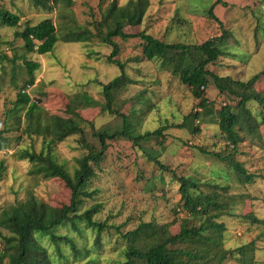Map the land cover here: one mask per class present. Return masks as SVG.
Returning <instances> with one entry per match:
<instances>
[{
  "label": "rangeland",
  "instance_id": "1",
  "mask_svg": "<svg viewBox=\"0 0 264 264\" xmlns=\"http://www.w3.org/2000/svg\"><path fill=\"white\" fill-rule=\"evenodd\" d=\"M111 1L73 0L69 9L61 4L53 12L36 8L29 0H0V7L19 13L22 23L30 20L36 24L45 18H51L60 27L65 22V17L75 16L79 24L93 29L92 22L100 20L101 8L104 10ZM127 1L119 0V3L125 4ZM150 1L143 23L127 27L125 32L139 33L146 30L165 42L190 44H200L221 34L219 24L207 17V10L214 0ZM225 1L228 5H217L215 13L225 27L232 31L233 38L228 39L227 56L211 68L219 74H231L241 80H248L252 75L264 71V0ZM16 30L17 28L3 27L0 31L7 40L15 44L18 55H21L23 41L15 39ZM115 41L121 48L120 54L115 58L128 63L127 71L138 83L119 92L113 108L130 114L133 105H139L133 97L145 90L143 94L150 106L146 108L140 123L135 120L139 132L181 123L184 116L195 110L198 100L193 97L187 85L181 83L167 68L161 67V61H130L137 57L143 58L140 38L123 40L116 37ZM0 49L14 55L9 45L0 42ZM112 49V46L95 39L89 43L60 41L51 53H30L27 56L40 62L41 67L36 71L35 84L26 87V92L32 98L42 97L49 113L61 116L67 115L66 96L82 89L104 104L106 100L100 84L110 82L120 73L119 67L107 60ZM12 69V66H7V73L0 77V129L5 128L6 110L15 105L20 91L12 83ZM16 72L18 84L22 86L27 73L21 60H18ZM256 89L264 92V76L256 83ZM208 94L215 100L217 108L229 100L219 94L213 83ZM231 103L234 105L235 101ZM250 106L261 120L264 107L254 102ZM81 113L94 123L95 128L112 125L116 128L123 121L116 113L103 112L102 106L85 107L81 109ZM209 120V117L201 122L196 120L195 124L200 126L198 134L187 128L171 126L164 131L165 138H152L141 145L124 137L109 140L107 155L97 169V177L91 182V189L97 190V194L94 198L85 200L82 210L99 203L102 208L95 219L107 221L109 225H122L124 231L135 228L139 222L153 220L160 224L170 223L171 232L178 233L181 219L186 213L178 210L181 209L180 183L172 172L178 176L197 178L201 182V188L207 191L213 189L208 185L210 182H222L229 187L226 192L219 191L234 198L230 209L232 213L224 214L219 219L226 225L224 246L233 249L256 240L254 264H264V223H253L249 217L254 215L264 220V178L260 177L264 175V123L260 125L258 136L247 135L239 144L238 160L243 162L249 172L259 176L253 183H242L225 162L202 151L227 149L228 141L219 125ZM6 135L11 138V143L8 149L0 151V163L4 161L6 166L0 183V207L25 199L30 190L52 205L70 203L71 190L62 180L32 175L33 165L28 160L17 157L22 147H35L39 151L42 138L19 137L21 133L17 130L9 131ZM77 139L78 137L72 136L55 146L58 160L66 162L70 171L77 165V159L87 152ZM87 142H97L90 129ZM147 151L155 152L169 171L151 161ZM81 226L82 234L76 233L70 225L59 228L58 232L73 236L80 247H89L88 257L74 258L70 256L72 251L62 245L68 259L60 264H86L90 260L89 256L97 258L92 264H118L122 246V243H118L120 235L115 230L105 231L102 234L103 246L99 247L95 244V232ZM0 231L9 234L1 227ZM43 243L56 263L58 259L52 252L55 245L49 247V240H43ZM4 264H8V259ZM224 264L243 263L236 258H229Z\"/></svg>",
  "mask_w": 264,
  "mask_h": 264
},
{
  "label": "trees",
  "instance_id": "2",
  "mask_svg": "<svg viewBox=\"0 0 264 264\" xmlns=\"http://www.w3.org/2000/svg\"><path fill=\"white\" fill-rule=\"evenodd\" d=\"M29 2L36 8L53 12L61 4L69 9L73 0ZM150 4V0H128L125 4L112 0L104 10L101 8V18L92 22L93 29L79 24L75 16L67 19L65 17V22L60 27L51 18H45L36 24L30 20L22 23L19 13L0 7V30L3 27L17 28L14 32L15 39L23 41V52L18 55V48L0 31V42L9 45L14 51L11 56L0 49V77L7 73V66H12V83L20 89L15 105L6 110L5 128L0 129V151L10 147L11 138L6 133L12 130L20 131L19 137L42 138L39 151L35 147H22L17 157L28 160L33 165L32 175L43 179H60L71 190L70 203L62 206L44 202L30 190L25 199L0 207V227L9 233L3 234L0 231V264H4L6 259L8 264H60L68 259V255L61 248L62 245L72 251L70 256L74 258L88 257L89 247H80L73 236L58 232L59 228L67 225L79 234L83 233L81 225L95 232V244L99 247L103 246L102 234L115 230L120 235L118 243H122L118 264H224L229 258H236L243 264L255 263L256 240L233 249H228L223 244L226 225L219 219L224 214L232 213L230 209L234 198L224 193L229 185L222 182H210L208 185L213 189L207 191L201 188V182L197 178L178 176L172 172L173 177L180 183L181 209L178 210L186 213L181 219L178 233L171 232L170 223L160 224L153 220L139 222L135 228L124 231L122 225H109L107 221L95 219V215L102 208L99 203L82 210L85 200L94 198L97 194V190L91 189V182L97 177V169L107 155L109 140L124 137L136 145H141L152 138H165L164 131L171 126L187 128L198 134L200 126L195 122H201L206 117L219 125L228 143L224 151H202L225 162L242 183H253L259 177L246 169L243 162L238 160L237 154L239 144L244 141L245 136H258L260 125L264 123V115L262 114L259 120V116L250 106V103L254 102L264 107V92L256 89V83L264 76V71L252 75L248 80H241L231 74H219L211 68L227 56L226 45L228 39L233 38L232 31L225 27L215 13L217 5L227 6V2L214 0L207 10V17L219 24L221 34L200 44L165 42L146 30L139 33L125 32V28L143 23ZM116 37L123 40L140 38L143 58L137 57L130 61L159 60L162 68H167L181 83L187 85L198 104L194 111L184 116L181 123L139 132L137 123L141 122L142 115L150 106L143 94L145 90L133 97L139 105L134 104L130 114L113 108L118 93L129 85L138 83L129 75L128 63L115 58L121 52L119 44L115 41ZM95 39L112 46L107 60L120 69L119 75L110 82L100 84L106 100L104 104L82 89L66 96L67 115L61 116L49 113L42 97L32 98L29 93L23 91L35 84L36 71L41 67V63L30 59L28 54L51 53L60 41L89 43ZM18 60L23 62L27 73V79L25 78L22 86L18 84L19 77L16 72ZM212 83L219 94L229 99L220 108L216 107L215 100L208 94ZM231 101H235V104ZM97 106H102L103 112L121 116V126L95 128L94 123L82 115L81 109ZM89 129L97 140L96 144L87 142ZM72 136L78 137V142L87 152L77 159V165L70 171L66 162L58 160L55 146ZM147 155L160 168L169 171L155 152L147 151ZM5 169L4 161H1L0 183ZM260 177L264 178V175ZM249 217L253 223H264V220L254 215ZM43 240H49V247L55 245L52 252L58 259L56 263L48 248L43 245ZM89 257L90 260L86 264L97 260Z\"/></svg>",
  "mask_w": 264,
  "mask_h": 264
},
{
  "label": "built area",
  "instance_id": "3",
  "mask_svg": "<svg viewBox=\"0 0 264 264\" xmlns=\"http://www.w3.org/2000/svg\"><path fill=\"white\" fill-rule=\"evenodd\" d=\"M24 91H26V90H24Z\"/></svg>",
  "mask_w": 264,
  "mask_h": 264
}]
</instances>
